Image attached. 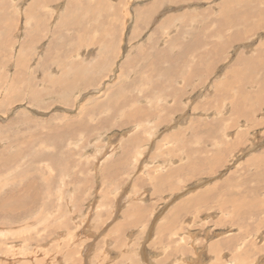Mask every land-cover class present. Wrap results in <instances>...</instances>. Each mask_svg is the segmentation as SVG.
I'll return each instance as SVG.
<instances>
[{"label":"rangeland","instance_id":"374dc122","mask_svg":"<svg viewBox=\"0 0 264 264\" xmlns=\"http://www.w3.org/2000/svg\"><path fill=\"white\" fill-rule=\"evenodd\" d=\"M263 182L264 0H0V264H264Z\"/></svg>","mask_w":264,"mask_h":264},{"label":"bare ground","instance_id":"6f19581e","mask_svg":"<svg viewBox=\"0 0 264 264\" xmlns=\"http://www.w3.org/2000/svg\"><path fill=\"white\" fill-rule=\"evenodd\" d=\"M254 2H255V0H254ZM249 3H251V2H249ZM254 7H256V6H254ZM254 7H253V8H254ZM256 8H257V7H256ZM258 10H259V8H258ZM68 24H69V23H68ZM59 25H60V24H59ZM55 47H56V46H55ZM260 52H261V51H260ZM91 57H92V56H91ZM176 61H177V60H176ZM88 64H89V63H88ZM158 64H159V63H158ZM156 67H157V66H156ZM81 68H82V67H81ZM171 68H172V67H171ZM260 68H261V67H260ZM261 80H263V77H262ZM261 80H260V81H261ZM167 81H168V80H167ZM247 81H248V80H247ZM247 81H246V82H247ZM250 81H251V79H250ZM253 81H254V80H253ZM257 81H258V79H257ZM67 82H68V81H67ZM70 83H72V82H70ZM257 83H258V82H257ZM259 83H261V82H259ZM168 84H169V83H168ZM241 84H242V83H241ZM243 84H245V82H244ZM262 84H263V83H262ZM163 85H164V84H163ZM246 85H247V84H246ZM255 85H256V84H255ZM257 85H258V84H257ZM248 86H249V85H248ZM58 87H60V86H58ZM121 87H122V86H121ZM245 87H246V86H245ZM244 89H246V88H244ZM261 89H262V87H261ZM58 90H59V89H58ZM242 90H243V89H242ZM259 90H260V89H259ZM240 92H241V85H240ZM260 93H261V92H260ZM239 94H240V93H239ZM247 94H248V93H247ZM241 95H242V94H241ZM253 96H254V95H253ZM238 98H239V97H238ZM241 98H242V97L240 96V99H241ZM244 99H245V98H244ZM235 103H237V102H235ZM235 103H234V104H235ZM249 104H250V103H249ZM254 104H255V103H254ZM116 107H118V106H116ZM245 107H246V106H245ZM245 107H243V108H245ZM249 108L251 109V107H249ZM252 108H253V106H252ZM246 109H247V108H245L244 111H241V112H245V111H247ZM234 110H235V109H234ZM237 110H238V109H237ZM249 111H250V110H249ZM235 112H236V111H235ZM247 112H248V111H247ZM233 114H234V113H233ZM234 115H235V114H234ZM240 115H241V114H240ZM234 123H236V122H234ZM65 129H66V128H65ZM71 129H72V128H71ZM65 131H66V130H65ZM65 131H64V132H65ZM243 136H244V135H243ZM219 141H220V140H219ZM221 142H222V141H221ZM228 142H229V141H228ZM226 144H227V143H226ZM227 146H229V145H227ZM219 151H220V150H219ZM219 153H220V152H219ZM257 157H258V156H257ZM255 158H256V157H255ZM262 158H263V157H262ZM209 159H210V158H208L207 160L209 161ZM212 159H213V157H212ZM203 160H205V159L203 158ZM206 162H207V161H206ZM206 162H205V163H206ZM213 162H215V161H213ZM258 162H259V160H258ZM199 163H201V162H199ZM207 163H208V162H207ZM211 164H212V163H211ZM207 165H208V164H207ZM255 165H256V164H255ZM191 167H192V166H191ZM214 168H215V167H214ZM191 169H192V168H191ZM211 169H213V168L211 167ZM256 169H257V168H256ZM260 169H261V168H260ZM257 171H258V170H257ZM257 171H255V172H257ZM260 172H261V171H260ZM262 173H263V172H262ZM248 174H249V173H248ZM248 174H247V175H248ZM245 177H246V176H245ZM255 177H256V176H255ZM252 178H253V177H252ZM246 179H248V178L246 177ZM246 179H245V180H246ZM244 182H245V181H244ZM263 183H264V182H263ZM259 184H260V183H259ZM261 184H262V183H261ZM229 186H230V185H229ZM260 187H261V186H260ZM226 190H227V189H226ZM260 190H261V189H260ZM255 191H256V190H255ZM205 195L207 196V194H205ZM204 197H205V196H204ZM203 199H204V198H202V197H201V199H198V203H199V200H202V201H203ZM214 199H215V198H214ZM207 200H209V198H207ZM207 200H206V202H207ZM231 200H232V199H231ZM204 201H205V199H204ZM204 201H203V203H205ZM242 201H243V200H242ZM209 202H210V201H208V203H209ZM231 202L233 203V201H231ZM221 203H222V202H221ZM226 204H229V203H226ZM233 204H234V203H233ZM204 205H206V204H204ZM207 205H208V204H207ZM231 206H232V205H231ZM238 206H239V205H238ZM238 206H237V207H238ZM234 207H235V206H234ZM259 208H260V207H259ZM237 209H238V208H237ZM197 210H198V209H197ZM252 210H253V209H252ZM258 211H259V210H258ZM233 213H234V212H233ZM256 214H257V212H256ZM244 221H245V220H244ZM162 230H163V229H162Z\"/></svg>","mask_w":264,"mask_h":264}]
</instances>
